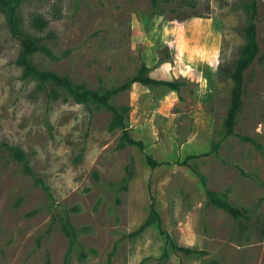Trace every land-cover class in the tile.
<instances>
[{"label": "rangeland", "instance_id": "1", "mask_svg": "<svg viewBox=\"0 0 264 264\" xmlns=\"http://www.w3.org/2000/svg\"><path fill=\"white\" fill-rule=\"evenodd\" d=\"M17 1V28L41 48L29 56L36 70L99 94L142 66L184 85L111 95L143 151L121 147L109 111L22 77L0 11V264H264V0L231 136V83L216 70L236 60L249 0ZM129 160L133 178L120 189ZM206 189L241 216L210 205ZM149 196L171 241L201 254L185 257L143 226Z\"/></svg>", "mask_w": 264, "mask_h": 264}, {"label": "trees", "instance_id": "2", "mask_svg": "<svg viewBox=\"0 0 264 264\" xmlns=\"http://www.w3.org/2000/svg\"><path fill=\"white\" fill-rule=\"evenodd\" d=\"M17 2V0H0V11L5 16L10 35L19 44L20 51L16 57L15 63L20 68L22 77L33 79L41 84H48L59 88L64 91L70 98H72V100H74L76 103L93 104L97 107L106 109L111 114L110 126L119 127L121 130V134L118 138L119 145L121 147H135L139 152H142V142L133 140L130 137L128 130L123 126L121 111H123L124 109L110 105L108 103L110 96L118 93L119 91L128 89L134 83L149 87L162 86L173 92H178L179 88L184 85V82L160 81L151 79L145 75V73L148 71V68L146 66H142L135 76L127 79L117 88H113L105 94H99L97 91L84 89L82 86H73L69 82V80L59 77L51 72L38 71L30 63L29 56L41 50V48L33 40L26 37L17 28L14 19L15 7L17 6ZM244 10L247 13V20L241 28L243 43L237 52L236 60L233 64L220 66L216 70L217 76L228 79L231 83L228 106L225 111L223 120L224 136L233 135L236 117L242 105V97L244 92V74L252 65L259 53L256 25L257 0H249V2L244 5ZM242 139L247 140L246 138ZM12 150L16 159L22 161L24 169L28 170V164L25 160L23 152L18 148H12ZM144 162L150 169H154L155 167L159 166V163H157L150 155H144ZM180 165L185 166V161H183ZM125 171L126 177L122 180L123 186L120 187V189H125L126 184L133 178V167L131 160H129V164H127ZM205 197L210 205H212L216 209L222 210L232 218L241 216V212L230 203H228L223 196L206 189ZM149 201L148 213L143 226L155 224L158 235L163 238L164 242L170 247V249L181 253L185 257H190L195 254H201V251H197L189 247L178 246L171 241L167 233L161 229L160 219L154 208V203L151 196H149ZM70 227L65 226L62 228L63 234L67 237L73 236L72 229Z\"/></svg>", "mask_w": 264, "mask_h": 264}]
</instances>
